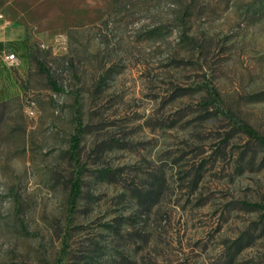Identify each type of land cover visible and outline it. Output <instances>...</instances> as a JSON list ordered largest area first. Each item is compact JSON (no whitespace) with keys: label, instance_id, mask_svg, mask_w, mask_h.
Here are the masks:
<instances>
[{"label":"rangeland","instance_id":"374dc122","mask_svg":"<svg viewBox=\"0 0 264 264\" xmlns=\"http://www.w3.org/2000/svg\"><path fill=\"white\" fill-rule=\"evenodd\" d=\"M0 20L29 48L0 45L28 62L0 64V264H264V146L240 130L264 137V0H0Z\"/></svg>","mask_w":264,"mask_h":264},{"label":"trees","instance_id":"16d2710c","mask_svg":"<svg viewBox=\"0 0 264 264\" xmlns=\"http://www.w3.org/2000/svg\"><path fill=\"white\" fill-rule=\"evenodd\" d=\"M9 51L12 52L11 50ZM27 55L29 57L28 51H27ZM35 64H36L37 69L44 73L48 86L52 90L60 91L61 90L60 87L57 86L56 82L49 76L48 71L42 67L41 63L38 60H35ZM209 95L212 99H216V94L214 93V91H209ZM240 130H242L248 137L252 138L257 143L264 146V137L257 134L255 131H253L248 125L241 123ZM76 145H77V136L73 135L71 137V146H70L71 150H75ZM78 194H79V182H78L77 177H75L70 182L69 192L67 196V204L69 208H71L74 205L78 197Z\"/></svg>","mask_w":264,"mask_h":264},{"label":"crops","instance_id":"0c3cea01","mask_svg":"<svg viewBox=\"0 0 264 264\" xmlns=\"http://www.w3.org/2000/svg\"><path fill=\"white\" fill-rule=\"evenodd\" d=\"M0 29H2V30H0V45L8 43V42H19L24 47H26L27 51H28L27 38L24 34L23 29L18 24L5 26L4 22H2L0 20ZM2 50H3V48L0 46V51H2ZM27 61H28V58H27ZM20 63L22 64L23 62H20ZM20 63H19V65H20ZM27 63L28 62H26V64L24 66L22 64V71H19L17 73L20 78H22V74L27 67ZM0 64L5 66L1 61H0ZM3 76H6V75H3ZM10 80L13 82V78H6L7 82H9ZM3 91L8 93V89H6V88L3 89Z\"/></svg>","mask_w":264,"mask_h":264},{"label":"built area","instance_id":"2783aa9c","mask_svg":"<svg viewBox=\"0 0 264 264\" xmlns=\"http://www.w3.org/2000/svg\"><path fill=\"white\" fill-rule=\"evenodd\" d=\"M0 61L6 67H14L18 64V61L14 57L13 53L10 51H4V50L0 51ZM52 96H53V94H52Z\"/></svg>","mask_w":264,"mask_h":264}]
</instances>
